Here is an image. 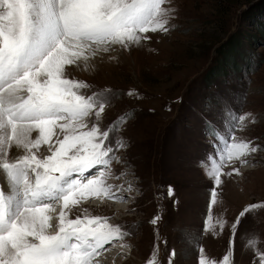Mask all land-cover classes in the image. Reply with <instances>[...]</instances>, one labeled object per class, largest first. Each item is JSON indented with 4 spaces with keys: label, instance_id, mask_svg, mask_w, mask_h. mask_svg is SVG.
I'll return each instance as SVG.
<instances>
[{
    "label": "snow or ice",
    "instance_id": "snow-or-ice-1",
    "mask_svg": "<svg viewBox=\"0 0 264 264\" xmlns=\"http://www.w3.org/2000/svg\"><path fill=\"white\" fill-rule=\"evenodd\" d=\"M173 0H0V264H98L112 248L131 249L134 232L112 217L73 210L90 200L127 203L134 185L111 184L126 148L121 135L130 120L119 117L102 129L103 114L121 98L105 88L71 76V71L94 74L95 62L118 61L117 53L140 49L148 35H168L178 9ZM251 74V73H250ZM129 98H141L134 91ZM246 96L244 100L246 102ZM212 110L206 100L204 111ZM134 115V113H133ZM227 136L202 115L205 135L214 148L210 167L200 166L213 182L203 234L216 235L228 226L214 222L223 176H241L240 168L224 169L261 150L251 139H240L251 112L229 108ZM91 121V125L89 123ZM59 130L62 138L56 136ZM129 193L125 196L124 193ZM167 196H174L168 186ZM134 211V209H133ZM264 212V201L248 204L232 222L228 250L222 264H235L236 236L243 219ZM161 217L150 223L155 227ZM53 220L57 223L54 225ZM53 229H55L53 231ZM166 245V241L164 242ZM257 234H249L241 250L251 252L252 264H264V249ZM198 264H219L196 243ZM172 249L168 264H174ZM148 264H160L157 243Z\"/></svg>",
    "mask_w": 264,
    "mask_h": 264
},
{
    "label": "rangeland",
    "instance_id": "rangeland-1",
    "mask_svg": "<svg viewBox=\"0 0 264 264\" xmlns=\"http://www.w3.org/2000/svg\"><path fill=\"white\" fill-rule=\"evenodd\" d=\"M172 6L178 12L170 34L149 33L151 39L142 48L117 53L118 61L95 62L94 74L71 71L72 77L92 86L84 90L88 95L105 88L120 94L106 108L102 129L121 116L131 117L121 133L126 145L118 153L121 162L112 165L113 175L122 170L127 175L109 183L131 182L132 198L122 203L123 212L106 206L109 201L90 200L72 213L74 217L88 209L134 232L127 241L131 249L116 264H148L157 243L160 264H168L172 249L178 254L174 264H198L197 241L205 255L222 264L232 222L246 205L264 201V0H173ZM129 91L142 99L129 98ZM206 100L212 102L210 112L204 111ZM229 108L254 114L256 123L246 122L237 136L253 140L261 150L248 165L236 162L224 169L240 168L242 175L222 177L212 215L214 222L226 220L228 226L223 232L217 228L213 236L203 234L213 182L200 162L210 167L207 158L214 156V148L202 115L227 136ZM57 137L62 138L59 130ZM168 186L174 190L172 197L167 196ZM157 215L161 219L154 227L150 221ZM253 233L264 249V212L241 221L235 264H252L251 252L241 246ZM117 249L110 255L117 256Z\"/></svg>",
    "mask_w": 264,
    "mask_h": 264
},
{
    "label": "bare ground",
    "instance_id": "bare-ground-1",
    "mask_svg": "<svg viewBox=\"0 0 264 264\" xmlns=\"http://www.w3.org/2000/svg\"><path fill=\"white\" fill-rule=\"evenodd\" d=\"M107 203H106V206L108 205L110 208L117 209L116 211H114L116 213L124 211V209L122 208V203H120V202H115L113 204H111L110 202H107ZM112 249H117V248L115 247ZM112 249L110 251H108L103 257L100 258V260L98 261V264H116V263L121 261V259L119 258V257H121V253H122L121 250L117 249L120 252L116 256V255H110V252L112 251Z\"/></svg>",
    "mask_w": 264,
    "mask_h": 264
}]
</instances>
